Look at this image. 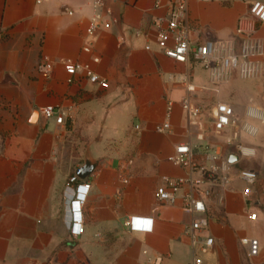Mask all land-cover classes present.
<instances>
[{"label":"crops","instance_id":"1","mask_svg":"<svg viewBox=\"0 0 264 264\" xmlns=\"http://www.w3.org/2000/svg\"><path fill=\"white\" fill-rule=\"evenodd\" d=\"M170 1L107 0L110 15L102 19L109 27L88 37L91 0H0V264H189L194 256L204 264H264V122L251 121L261 124H254V144L240 134L254 156L232 169H253L257 180L247 197L245 183L232 171L205 232L214 238L211 249L189 244L195 215L180 207L179 197L174 205L154 198L162 177L187 176L168 159L178 144L188 143L205 168L234 152L239 141L226 142L231 129L214 134L208 115L216 104H228L223 91L231 94L234 78L255 80L252 93L243 92V106L228 104L234 113L241 118L247 106L264 112L256 100L264 73H233L214 84L200 64L177 63L159 50L154 23L166 16ZM252 1L264 2L188 0L190 39L228 40L239 27L253 31L264 68V22L249 18ZM87 41L89 53L82 49ZM63 59L87 64L103 82L80 70L69 77ZM41 60L51 63L47 72L37 69ZM184 96L202 108L201 129L186 124L179 103ZM46 106L59 109L61 124L43 116ZM164 120L170 130L156 132ZM85 155L95 167L81 180L75 171ZM86 183L82 232L72 235L69 201L75 186ZM132 216L151 219L150 229L130 230L125 221ZM242 236L258 239L257 257L246 255Z\"/></svg>","mask_w":264,"mask_h":264},{"label":"built area","instance_id":"2","mask_svg":"<svg viewBox=\"0 0 264 264\" xmlns=\"http://www.w3.org/2000/svg\"><path fill=\"white\" fill-rule=\"evenodd\" d=\"M107 0H91L94 7V13L89 19L86 29V36H92L100 28L109 27V20H103V13L110 15V10L105 6ZM227 1V0H213ZM188 0H172L168 4L166 16L160 21L155 22L154 41L159 50L167 57L177 63H198L207 72L209 80L214 84H220L227 80L231 74L235 73L240 78H256L264 73V68L259 57L263 55L261 41L254 36L253 31H244L240 27L235 30L236 38L228 40H205L203 42H193L189 37L190 25L187 18ZM102 9V10H101ZM249 18L256 23L264 22V2L252 1L247 5ZM67 14H73L72 10H67ZM83 51H91V42L87 41ZM93 62H97V57H92ZM61 63L65 72L72 77L77 71H83L86 77L92 81H100L90 70L87 64H79L71 59H63ZM51 67L49 61L41 60L37 69L47 72ZM187 88H190V82L184 81ZM183 117L187 125L202 128L201 112L202 108L191 101L189 96H184L179 101ZM171 102H168L167 114L169 113ZM53 106L43 108V116L48 118L55 116V122L61 124L63 116ZM212 124V132L215 134L231 129V137L226 140L227 143L233 139L239 141L240 134L255 136L258 132L257 127L251 123L253 120L264 122V112L259 108L247 106L244 114L239 118L234 114L233 109L223 103L215 105L209 112ZM137 129L138 125H134ZM170 130V123L164 120L155 125V131L166 133ZM238 159L254 156V150L251 145L237 142L233 150ZM173 163L185 168L187 176L174 179L162 177L161 182L154 188L153 195L160 204H176L180 198V207L195 217L189 225L187 237L191 246L198 245L201 250L211 249L214 245V238L205 233L208 229L212 212L222 206L224 200V191L229 189L231 173L245 183L243 195L249 196L252 187L257 180V173L253 169L233 170L231 164L225 159L217 166L205 168L196 163L193 157V151L188 143H180L174 148V153L168 157ZM197 172V175L192 174ZM76 181L72 176L69 182ZM89 184H78L75 186L73 198L69 201L70 211L68 228L72 235H78L82 232V212L81 206L85 200ZM183 189L180 195L177 191ZM251 219L255 218V213L249 215ZM125 225L130 230H149L151 219L132 216L125 221ZM241 246L245 247L246 255L249 258L257 257L259 253V241L257 238L242 236L238 239ZM189 264H204L199 256H194Z\"/></svg>","mask_w":264,"mask_h":264},{"label":"rangeland","instance_id":"3","mask_svg":"<svg viewBox=\"0 0 264 264\" xmlns=\"http://www.w3.org/2000/svg\"><path fill=\"white\" fill-rule=\"evenodd\" d=\"M255 83V80H240L239 78H234L232 83H231V86L233 88H235L234 90H231V94H229L228 96H225V93L226 92H229V90H224L223 91V97L226 98V100H228V104L230 106H234L235 108H240L242 102H245V97L246 94L245 93H252L253 91V85ZM245 91V93H243ZM256 100L257 102L259 103V105L262 106V108L264 109V83L262 85V88L259 90L257 96H256ZM220 103H223V104H226L227 102L225 101H222ZM226 104V105H228ZM243 106V104H242ZM235 114V113H234ZM254 124L256 125H261L259 124L258 122H254ZM242 139L244 141H248V142H251V143H255L256 141V138L255 137H246V136H243ZM242 162H247V163H251L252 162V158L251 157H248V158H241L240 161L238 163H242ZM238 163H234V164H231V166L233 168H235L236 164Z\"/></svg>","mask_w":264,"mask_h":264},{"label":"water","instance_id":"4","mask_svg":"<svg viewBox=\"0 0 264 264\" xmlns=\"http://www.w3.org/2000/svg\"><path fill=\"white\" fill-rule=\"evenodd\" d=\"M237 159L238 156L235 152H229L225 157V160L228 163H234L235 161H237ZM94 167H95V162L92 161L89 156L85 155L83 158V164L76 169L75 175L79 179L83 180L91 174Z\"/></svg>","mask_w":264,"mask_h":264}]
</instances>
